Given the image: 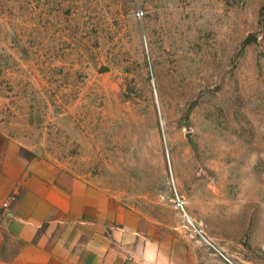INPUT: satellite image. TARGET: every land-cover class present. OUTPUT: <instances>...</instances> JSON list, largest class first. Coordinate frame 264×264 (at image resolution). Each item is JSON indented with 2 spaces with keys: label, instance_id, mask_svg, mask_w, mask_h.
<instances>
[{
  "label": "rangeland",
  "instance_id": "obj_1",
  "mask_svg": "<svg viewBox=\"0 0 264 264\" xmlns=\"http://www.w3.org/2000/svg\"><path fill=\"white\" fill-rule=\"evenodd\" d=\"M13 154L132 212L133 264H264V0H0Z\"/></svg>",
  "mask_w": 264,
  "mask_h": 264
},
{
  "label": "crops",
  "instance_id": "obj_2",
  "mask_svg": "<svg viewBox=\"0 0 264 264\" xmlns=\"http://www.w3.org/2000/svg\"><path fill=\"white\" fill-rule=\"evenodd\" d=\"M134 229L132 212L97 187L38 159L1 158L0 264H129Z\"/></svg>",
  "mask_w": 264,
  "mask_h": 264
},
{
  "label": "water",
  "instance_id": "obj_3",
  "mask_svg": "<svg viewBox=\"0 0 264 264\" xmlns=\"http://www.w3.org/2000/svg\"><path fill=\"white\" fill-rule=\"evenodd\" d=\"M255 37L252 36V35H249L246 39H245V42H249V41H255Z\"/></svg>",
  "mask_w": 264,
  "mask_h": 264
}]
</instances>
